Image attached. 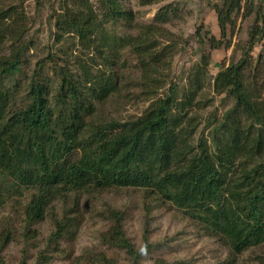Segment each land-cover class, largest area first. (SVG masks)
Returning a JSON list of instances; mask_svg holds the SVG:
<instances>
[{
    "label": "rangeland",
    "instance_id": "374dc122",
    "mask_svg": "<svg viewBox=\"0 0 264 264\" xmlns=\"http://www.w3.org/2000/svg\"><path fill=\"white\" fill-rule=\"evenodd\" d=\"M64 2L1 1L2 7H18L26 24L16 42L22 47L18 69L1 79L0 86L8 89L5 120L30 104L29 87L37 80L46 90L52 115L80 110L82 130H77L76 144L83 147L102 124L134 120L172 91L181 100L192 91L195 67H205L201 60L205 56L209 65L199 78L196 99L185 112L191 125L183 139L194 152L200 143H210L213 126L234 106L230 96L214 92L213 77L242 58L255 10L258 18L264 16V0H254L252 15L241 18L243 11L235 15L234 26L227 27L222 40L229 45L218 49L208 42L212 36L216 41L221 38L211 7L217 0H163L147 5L141 0H119L124 14L115 20L103 18L99 0H89L99 14L97 28H91L98 31L92 42L58 32L55 18ZM66 2L73 7L71 1ZM165 6L170 8L166 20L156 21ZM140 37L144 38L141 49L137 48L141 56L131 44ZM263 42L264 38L248 52L251 66L243 72L245 82H254L262 94L264 69L260 73L257 61ZM9 44H4V54L9 53ZM138 55L146 59L145 64L149 58L156 63L144 69ZM146 71L148 79H144ZM153 78L157 81L150 84ZM32 191L10 183L0 187V264H98L100 259L106 264H130L123 248L106 243L116 222L114 212L120 215L118 221L135 249L143 248L136 264H264V243L234 254L220 237L207 233L175 205L133 187L70 194L66 202H53L44 219L29 229L24 209ZM55 218L63 223V231L52 239ZM6 235L10 239L3 245Z\"/></svg>",
    "mask_w": 264,
    "mask_h": 264
},
{
    "label": "trees",
    "instance_id": "16d2710c",
    "mask_svg": "<svg viewBox=\"0 0 264 264\" xmlns=\"http://www.w3.org/2000/svg\"><path fill=\"white\" fill-rule=\"evenodd\" d=\"M1 1L0 84L3 76L18 69L22 47L16 42L26 31L18 7H2ZM67 1L73 7L65 0L55 18L56 29L92 42L98 31L91 28H97L99 14L89 0ZM161 1L141 0V4ZM217 1L211 7L221 38L216 41L212 36L208 40L215 49L229 45L222 40L227 27L234 26L235 15L243 11L241 18H245L254 9V0ZM99 4L105 11L103 18L115 20L124 14L119 0H99ZM163 9L155 17L161 23L170 11L169 6ZM257 14L255 10L242 58L213 77L214 92L230 96L234 106L213 126L210 143H200L196 152L185 142L183 133L191 125L185 112L196 99L201 89L199 78L209 65L205 56L201 58L205 67H195L192 91L181 100L172 91L153 101L134 120L102 124L83 147L76 144L77 130H82L79 109L52 115L46 90L35 80L29 87L30 104L16 109L5 120L8 89L0 86V187L10 183L11 187L33 190L24 209L25 226L32 228L42 221L53 202H66L70 194L133 187L175 205L207 233L220 237L234 254L264 243V94L254 82L246 83L243 73L248 64L251 66L248 52L264 38V16L258 18ZM143 39L131 43L140 56L137 48L141 49ZM6 42H10L8 54L2 49ZM139 58L144 69L148 63H156L149 58L145 64L146 59ZM262 60L264 63V42L257 61L260 73L264 69ZM144 76L148 79L149 73ZM113 216L116 222L105 237L106 243L123 248L130 264H136L143 248L135 249L118 221L120 215L114 212ZM54 220L57 229L51 238L57 239L63 223ZM9 239L6 235L2 244ZM100 260L98 264H106Z\"/></svg>",
    "mask_w": 264,
    "mask_h": 264
},
{
    "label": "crops",
    "instance_id": "0c3cea01",
    "mask_svg": "<svg viewBox=\"0 0 264 264\" xmlns=\"http://www.w3.org/2000/svg\"><path fill=\"white\" fill-rule=\"evenodd\" d=\"M214 23L217 24L216 19L214 20Z\"/></svg>",
    "mask_w": 264,
    "mask_h": 264
}]
</instances>
